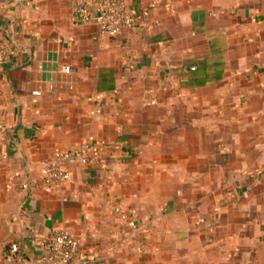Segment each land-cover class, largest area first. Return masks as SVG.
I'll use <instances>...</instances> for the list:
<instances>
[{"label": "crops", "instance_id": "1", "mask_svg": "<svg viewBox=\"0 0 264 264\" xmlns=\"http://www.w3.org/2000/svg\"><path fill=\"white\" fill-rule=\"evenodd\" d=\"M81 1L0 0V264L60 230L92 264H264V0H125L116 36Z\"/></svg>", "mask_w": 264, "mask_h": 264}, {"label": "built area", "instance_id": "2", "mask_svg": "<svg viewBox=\"0 0 264 264\" xmlns=\"http://www.w3.org/2000/svg\"><path fill=\"white\" fill-rule=\"evenodd\" d=\"M74 21L85 26L95 21L102 34L116 36L134 27V19L126 11L125 0H82L74 10ZM64 72L69 73V68ZM99 148L94 143H85L76 148L55 153L54 161L41 170V184L46 189H56L69 181V172L65 168L68 162L88 164L98 155ZM113 215L121 222L136 221V216L115 208ZM17 247L11 245L6 257L15 254ZM35 264H92L83 255L76 238L64 230L53 232L42 243L41 252Z\"/></svg>", "mask_w": 264, "mask_h": 264}, {"label": "rangeland", "instance_id": "3", "mask_svg": "<svg viewBox=\"0 0 264 264\" xmlns=\"http://www.w3.org/2000/svg\"><path fill=\"white\" fill-rule=\"evenodd\" d=\"M133 214V213H132ZM133 215H135V214H133Z\"/></svg>", "mask_w": 264, "mask_h": 264}]
</instances>
